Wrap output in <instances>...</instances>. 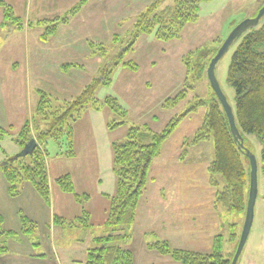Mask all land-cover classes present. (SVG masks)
<instances>
[{"label":"rangeland","instance_id":"374dc122","mask_svg":"<svg viewBox=\"0 0 264 264\" xmlns=\"http://www.w3.org/2000/svg\"><path fill=\"white\" fill-rule=\"evenodd\" d=\"M4 1L11 6L13 18L5 22L3 10L0 8V62L3 67L14 64L28 70L26 88L20 85L17 96L13 97L16 102L20 100L22 105H32V114L40 93L49 96L51 108L60 112L75 102L89 84L100 79L102 73L112 70L110 86H100L95 96L100 102L106 97L115 98L124 111V118L106 107H89L80 113L74 124V154L71 158L59 155L68 148L64 137L57 143L49 140L44 145L47 160L52 167L50 177L67 172L75 177L81 166L85 169L81 171L83 175L78 178L77 187L89 185L86 181H91L95 174L108 195H112L116 187L111 144L123 143L129 127L147 126L154 132H160L172 117L184 114L187 108L195 105L197 99L211 101L213 95L207 77H187L182 60L186 59L189 52L196 53L192 64L199 61L200 54L208 55V59L238 23L253 18L263 2H203L197 22L186 24L177 38L162 41L155 37L156 29L152 34H142L135 38L134 25L140 14L147 12L155 1L160 11L172 6L175 0H56L58 11L47 14H40L36 9L39 3L45 7L51 5L50 0ZM238 43L239 41H235L231 45L215 67L216 80L232 109L235 105V94L227 84L226 76L231 56ZM126 63L135 64L136 70L127 68L124 65ZM186 77L187 84L193 88L188 90L186 99L173 109L163 108L162 103L166 99L186 89ZM205 113L206 107H201L187 116L162 144V161L149 168L146 190L149 196L170 192L197 201L189 204L191 208L182 211L183 220L180 221L179 230L177 229L180 240L177 247L181 248L182 245L185 250L208 253L212 244H209L208 239L213 233L223 238V254L232 257L242 229L245 208L236 213H227L215 202L214 197L222 190L224 179L216 174V185L212 186L209 182L207 166L214 159L212 137L196 145H182L200 128ZM31 118L32 115L29 117V128L35 139L39 132H44L45 127L38 121V117L35 119L37 123L34 122L33 125ZM121 119L124 122L122 126L108 130L109 123L120 122ZM9 125L13 126L11 134L15 136L19 124L13 122ZM36 127L37 132L33 131ZM242 138L244 147L257 162V196L250 232L237 264H264V175L261 163L263 144L253 134L242 133ZM0 145V163L4 160V154L13 156L20 152L11 137L5 138ZM17 149L19 152L15 153ZM176 153L179 157L183 156L180 160L183 162L179 165L173 163ZM243 164L246 169L249 168L247 159L243 158ZM216 216L217 224L210 219H215ZM192 217L196 218L197 224L191 222ZM7 221L9 228L4 225V221L1 228L4 231L13 230L16 227L14 222ZM101 221L102 213L94 209L88 227L90 222L99 224ZM34 226L29 234L15 230V235L1 236L0 246H6L11 251L22 248L34 255H45L49 254L51 244V249L56 252L62 264H84L82 247L87 244L86 234L102 235L103 229V225L83 228L80 225L65 224L55 226L53 231L43 224L34 223ZM149 239L157 241L152 240V237ZM21 243H30L33 246L20 247ZM119 245L123 246L124 243ZM169 245L176 248L170 242ZM94 246L91 243L88 248Z\"/></svg>","mask_w":264,"mask_h":264},{"label":"trees","instance_id":"16d2710c","mask_svg":"<svg viewBox=\"0 0 264 264\" xmlns=\"http://www.w3.org/2000/svg\"><path fill=\"white\" fill-rule=\"evenodd\" d=\"M207 1L209 0H175L172 6L165 7L160 11H158V3L156 4L155 1L147 12L138 17L134 25V37L152 34L156 29L154 35L158 40L168 41L177 38L186 24L197 22L201 4ZM263 4L264 0L260 7ZM0 8L3 10L4 21L9 22L13 18L11 6L4 0H0ZM237 41L239 43L231 56L226 81L234 90L235 105L232 110L236 127L241 136L242 133L253 134L263 144L261 163L264 175V22L262 19L256 27L243 33ZM217 50L218 48L214 49L208 59V55L200 54L199 61L195 64H192V60L196 53L189 52L186 59L182 60L187 77L191 75L199 79L206 76L209 61ZM132 64L124 65L135 71L136 65ZM111 73L112 70L102 73L100 79L89 84L75 102L60 112L56 108H51L49 96L40 93V98L33 114H31V121L33 119L34 125V122L37 123L35 119L38 117V121L43 123L45 130L43 133L39 132L35 139L31 136L29 120H26L18 128L15 136L11 134L13 127H0V144L5 138L11 137L21 152L31 140L34 139L36 142L34 150L26 156L18 154L6 156L4 154V160L0 163V176L6 183L8 196L13 198L19 196L22 186L29 184L38 196L46 204H49L47 152L44 149L47 141L51 140L57 143L64 137L68 148L59 155L71 158L74 154V124L82 111L84 112L89 107L91 109L106 107L124 118V111L115 98L106 97L100 102L95 96V92L100 86H110ZM187 77L185 84H187ZM192 89L187 84L186 89L179 91L174 97L166 99L162 103V107L165 109L175 108L186 99L188 90ZM212 95L211 101L197 99L195 105L187 108L184 114L172 117L160 132H154L147 126L129 127L126 140L123 143L113 142L111 144L112 171L115 175L116 187L113 195L106 196L109 202L104 223L106 233L93 239L92 243L95 246L86 249L84 264H134L132 252L121 247L119 243L127 242L131 238L130 226L135 221L139 201L146 190L150 165L153 159L160 155L162 144L171 136L179 123L201 107H206L201 126L182 145L187 143L196 145L208 140L211 136L214 145V159L207 166L209 182L212 186L216 185L214 179L216 174L221 175L224 179L222 190L217 192L214 197L215 202L227 213H236L240 209L246 208L250 169L245 168L243 158H247L234 142L225 112L213 91ZM123 123L122 119L120 122L109 123L108 130L122 126ZM33 129L35 132L38 131L37 127ZM180 158L183 156L180 155ZM54 184L63 193L72 195L75 203L81 207V215L74 220L67 222L56 217L55 224L88 227L89 216L84 206L90 198L89 195L76 193L69 174L55 178ZM2 222L3 219L0 217V237L17 234V231L14 230L4 231L1 228ZM19 222L21 226L19 232L22 234H29L35 228L34 224L23 215H19ZM222 245L223 238L216 235L212 239L211 250L208 253L172 248L164 240L155 241L149 244L148 248L162 256L169 257L178 264H230L236 247L232 257H226L222 252ZM7 250L6 246H0V253H5Z\"/></svg>","mask_w":264,"mask_h":264},{"label":"crops","instance_id":"0c3cea01","mask_svg":"<svg viewBox=\"0 0 264 264\" xmlns=\"http://www.w3.org/2000/svg\"><path fill=\"white\" fill-rule=\"evenodd\" d=\"M50 1L52 2L51 5L46 7L43 6L42 3H39L36 11L40 14H47L52 11H58L56 0H54V3L53 0ZM27 75L28 70L25 67H16V65L14 64L3 67L2 62H0L1 127H13L12 125H9L13 122L19 124L20 127L26 120H29V117H31L32 105H22V103L20 104V100L16 102L15 97H13L17 96L18 88H20L21 86L24 89L26 88L28 80ZM18 152L19 149H17V152L15 153ZM161 154L154 158L150 165V168H153L154 166H157L158 163H161ZM177 156L179 159L176 160ZM180 160L181 158L179 157L178 153H176L173 158V163H177V165H179L181 164L180 162H183ZM84 169V167L81 168L80 166V168L77 170L78 174L75 175V177L67 171H65L67 173L62 174L70 175L76 193L89 195L90 198L84 206L85 210L88 213L89 219L91 218L94 209L102 213V221L99 224L90 222V227L88 228H92L95 225V227L103 225L102 234H105L106 228L104 223L106 220V210L109 203L106 196L109 193L105 191L101 180L97 179V176L95 174L92 175L91 181H86L89 185H85V187H77L78 178L83 175L81 171L83 172ZM50 173H52V167L47 160V176L50 194L49 204H46L29 184H25L22 186L19 196L14 198L8 196L6 192V183L0 176V217H2L4 225L6 227L7 224H9L7 220H12L14 222V226H16L13 227V230H20L21 226L19 222V215H23L33 224H43V226H46L48 229H52L54 231L55 226H60L59 223L55 224L54 222V219L56 217L69 222L70 220H74L81 215V207L80 205L75 203L72 195L63 193L54 184V179L62 176V174H59L57 176L55 174L53 177H50ZM152 183L154 184V181ZM147 191L148 190H145V194L142 195L139 201L135 221L130 227L131 238L127 242H124V245L121 247L132 252L134 257V264H178L172 261L169 257L162 256L156 251L149 249V244L153 243V241H151V239L149 238L152 237V240L157 241L164 240L168 243L170 242L172 246L176 247V249L183 248L185 250L186 248L182 247V245H180L181 248L177 247L179 246L178 244L180 241L178 239L179 234L177 232V229L179 230L180 221L183 220L181 219L183 217L182 211H184L185 209L188 210L187 208H191L189 204L196 203L197 201H195L194 198L182 197L170 192H160V194H157L156 196H149L147 195ZM114 192L112 191V195L114 194ZM201 201L202 200H199V202ZM69 210H72L71 214L69 213ZM7 215L9 216V218H6ZM209 215L212 216L211 214ZM191 219L192 223L197 224V220H195V217H192ZM210 219L215 224L218 223L217 216L215 217V219ZM91 234L93 233L86 234L87 244L82 247V250L84 252L83 263L85 261L86 249L93 242V239L97 237ZM215 235H213V233L210 235L208 239L209 244H211L212 239ZM24 245H27V248H29L31 245L33 246V244L30 243H21L20 247H23ZM49 247V254L45 255H34L30 251L22 250V248H18L19 250L16 251H11L10 249H8L5 253H0V264H62L60 259H58L59 257L56 252L51 249V244L49 245ZM70 262L72 263V261Z\"/></svg>","mask_w":264,"mask_h":264},{"label":"water","instance_id":"95a60500","mask_svg":"<svg viewBox=\"0 0 264 264\" xmlns=\"http://www.w3.org/2000/svg\"><path fill=\"white\" fill-rule=\"evenodd\" d=\"M263 16H264V4L257 11V14L255 17L248 18V19L241 21L229 32L225 40L222 42V44L218 48L215 55L209 61L208 67L206 69V76L210 84V87L212 91L214 92L215 96L217 97L219 103L221 104L225 112V115L227 117L231 136L233 137L234 142L237 143L238 147L241 149V151L244 153V155L248 159L249 169H250L249 188H248V196H247L246 208H245V214H244V221H243L242 229L240 232L239 240H238V243H237V246H236V249H235V252H234V255L232 257L230 264H237L238 258L246 243V240L248 238L250 228L252 225L253 209H254V204H255V200L257 196V162H256L255 157L250 153V151L244 147L243 138L238 128L236 127L233 110L228 104L226 97L224 96L216 80L215 67H216L217 62L228 51L231 45L235 41H237L243 33L256 27L259 24L260 20L263 18ZM35 147H36V142L34 140H31L30 143L27 144L21 150L20 153H18V155L26 156L28 154H31V152L34 150Z\"/></svg>","mask_w":264,"mask_h":264}]
</instances>
